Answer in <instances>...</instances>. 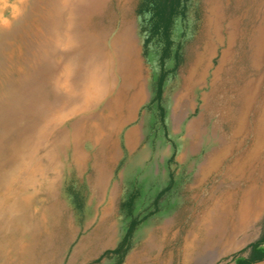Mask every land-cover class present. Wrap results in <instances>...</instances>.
<instances>
[{"label": "rangeland", "instance_id": "1", "mask_svg": "<svg viewBox=\"0 0 264 264\" xmlns=\"http://www.w3.org/2000/svg\"><path fill=\"white\" fill-rule=\"evenodd\" d=\"M21 1L0 0V263L116 264L105 251L133 218L119 264L246 255L264 230V0H187L174 32L181 61L159 101L138 0ZM204 164L213 170L202 177ZM214 201L204 233L193 214Z\"/></svg>", "mask_w": 264, "mask_h": 264}, {"label": "trees", "instance_id": "2", "mask_svg": "<svg viewBox=\"0 0 264 264\" xmlns=\"http://www.w3.org/2000/svg\"><path fill=\"white\" fill-rule=\"evenodd\" d=\"M187 7V0H138L137 3L136 11L142 15V30L146 32L144 47L147 49L148 45L152 44L159 54L160 73L156 80L157 88L155 96L158 101L161 99L164 82L168 73L174 70L181 61V52L179 50V45L175 42L174 32L178 21L185 18ZM170 58L174 59V65L171 68H166L165 63ZM158 107L160 113L163 114V107L160 104H158ZM172 181L173 180H171V182ZM169 188L170 184L159 191L154 200L156 206L159 197ZM138 193L139 192L131 194L126 201L129 213H132V206L136 200L135 194ZM138 222L139 220L137 218H133L119 245L113 250L105 251V253L113 252L118 255L116 264H119L126 253L130 244V238ZM263 243L264 230L257 240L249 244L250 249L247 256L237 258V264H251L255 261L262 260L264 258Z\"/></svg>", "mask_w": 264, "mask_h": 264}, {"label": "bare ground", "instance_id": "3", "mask_svg": "<svg viewBox=\"0 0 264 264\" xmlns=\"http://www.w3.org/2000/svg\"><path fill=\"white\" fill-rule=\"evenodd\" d=\"M22 1H23V0H22ZM22 1H21V3H23ZM18 2H19V1H18ZM31 2H32V1H31ZM12 3H13V2H12ZM27 3H28V2H27ZM4 5H5V4H4ZM6 5H7V4H6ZM10 5H11V4H10ZM19 6H21V5H19ZM30 6H31V5H30ZM9 7H10V6H9ZM4 8H5V7H4ZM26 8H27V7H26ZM127 8H128V7H127ZM29 10H30V8H29ZM12 11H13V10H12ZM118 13H119V12H118ZM4 16H5V15H4ZM18 16H19V15H18ZM27 17H28V16H27ZM1 19H3V18H1ZM16 19H17V16H16ZM125 19H126V18H125ZM119 20H120V19H119ZM0 21H2V20H0ZM19 21H20V20H19ZM11 23H12V22H11ZM119 23H120V22H119ZM17 24H18V23H17ZM45 24H46V23H45ZM112 24H113V23H112ZM21 25H22V24H21ZM126 25H127V24H126ZM13 26H14V25H13ZM13 26H12V27H13ZM21 27H22V26H21ZM27 27H28V26H27ZM30 27H31V26H30ZM118 27H119V26H118ZM23 28H24V27H23ZM28 28H29V27H28ZM31 28H32V27H31ZM44 28H45V27H44ZM115 28H116V27H115ZM16 29H18V28H16ZM111 29H112V28H111ZM113 30H114V29H113ZM15 31H16V30H15ZM16 32L18 33V31H16ZM11 33H12V32H11ZM26 33H27V32H26ZM110 33H111V31H110ZM27 34H28V33H27ZM111 34H112V33H111ZM1 35H3V33H2ZM138 35H139V34H138ZM138 35H137V36H138ZM9 37H10V39H11V36H9ZM16 37H17V36H16ZM40 39H41V38H40ZM5 40H6V39H5ZM5 44H6V43H5ZM107 45H108V44H107ZM107 45H106V46H107ZM31 46H32V45H31ZM109 46H110V45H109ZM1 49H2V48H1ZM140 50H141V49H140ZM42 55H43V54H42ZM21 63H22V62H21ZM134 63H135V62H134V59L129 63V68H130L132 74H133V72H134V70H133V69H134ZM23 64H24V63H23ZM26 65H27V64H26ZM26 68H27V66H26ZM92 72H93V71H92ZM129 76H130V74H129ZM18 77H19V76H18ZM20 77H21V76H20ZM14 78H15V77H14ZM21 78H22V77H21ZM23 78H24V77H23ZM23 78H22V79H23ZM93 79H94V78H93ZM4 80H6V79H4ZM2 81H3V80H2ZM10 81H12V79H11ZM10 81H9V82H10ZM13 81H14V79H13ZM20 81H21V80H20ZM0 82H1V80H0ZM13 83H14V82H13ZM92 83H93V82H92ZM6 85H8V84H6ZM96 85H97V84H96ZM69 87H70V86H69ZM69 87H68V88H69ZM1 88H2V87H1ZM1 88H0V89H1ZM5 89H6V88H5ZM93 90H94V89H92V91H93ZM112 90H113V89H112ZM1 91H2V89H1ZM5 92H6V91H5ZM94 94H95V93H94ZM1 95H2V94H1ZM4 95H5V94H4ZM68 95H69V94H68ZM92 96H94V95H92ZM68 97H69V96H68ZM64 100H65V99H64ZM134 101H135V100H132V102H130L129 107H131V104H133ZM137 115H138V114H137ZM135 123H136V122H135ZM64 126H65V125H64ZM20 130H21V129H20ZM52 130H53V129H52ZM80 131H81V130H80ZM82 131H83V130H82ZM215 132H216V131H215ZM216 133H217V132H216ZM118 134H119V133H118ZM211 134H212V133H211ZM213 136H215V135H213ZM48 138H49V137H48ZM213 138H214V137H213ZM215 138H216V137H215ZM138 140H139V139H138ZM216 140H217V139H216ZM45 141H46V140H45ZM10 142H11V141H10ZM47 148H48V147H47ZM66 148H67V147H66ZM68 149H69V148H68ZM134 150H135V149H134ZM178 150H179V149H178ZM42 151H43V150H42ZM70 151H71V150H70ZM40 152H41V151H40ZM178 152H179V151H178ZM8 153H9V152H8ZM58 153H59V152H58ZM119 153H121V152L119 151ZM9 154H10V153H9ZM11 154H12V153H11ZM40 155H41V154H40ZM19 157H20V156H19ZM56 157H57V156H56ZM154 160H155V159H154ZM184 160H185V159H184ZM163 161H165V160H163ZM20 162H21V160H20ZM22 162L25 163V161H22ZM52 162H53V161H52ZM152 162H154V161L152 160ZM122 163H123V162H122ZM155 163H156V162H155ZM67 164H68V163H67ZM67 164H66V165H67ZM14 165H15V164H14ZM62 165H65V164H62ZM161 165H162V163H161ZM165 165H166V164H165ZM165 165H164V166H165ZM180 165H181V163H180ZM197 165H198V164H197ZM184 166H185V165H184ZM190 166H191V165H190ZM46 167H47V166H46ZM46 167H45V168H46ZM154 167H156V166H154ZM162 167H163V166H162ZM180 167H181V166H180ZM66 168H68V167H66ZM170 168H171V167H170ZM62 169H63V168H62ZM147 169H148V168H147ZM206 169H209V171L213 170L212 167H206V164H204L203 167H202V170H201L202 177H204V176L206 175V173H205V170H206ZM98 170H99V169H98ZM55 171H57V170H55ZM166 171H167V170H166ZM195 171H196V170H195ZM44 172H45V171H44ZM74 172H75V171H74ZM187 172H189V171H187ZM142 173H143V172H142ZM179 173H180V172H179ZM194 173H196V172H194ZM184 174H185V173H184ZM57 175H58V174H57ZM70 175H71V174H70ZM189 175H190V174H189ZM73 176H74V175H73ZM211 176H212V175H211ZM69 177H70V176H69ZM122 177H123V176H122ZM146 177H147V176H146ZM175 177H176V176H175ZM60 178H61V177H60ZM63 178H64V177H63ZM66 178H67V176H66ZM128 178H129V177H128ZM215 178H216V177H215ZM71 179H72V178H71ZM114 179H115V178H114ZM131 179H132V178H131ZM139 179H143V178H140V177H139ZM182 179H183V177H182ZM182 179H181V180H182ZM42 180H43V179H42ZM46 180H47V179H46ZM112 180H113V179H112ZM119 180H120V179H119ZM126 180H128V179L126 178ZM145 180H146V179H145ZM28 181H29V180H28ZM55 181H56V180H55ZM73 181H74V179H73ZM129 181H130V180H129ZM139 181H140V180H139ZM139 181H138V183H140L142 180H141L140 182H139ZM191 181H192V180H191ZM19 182H20V181H19ZM53 182H54V181H53ZM146 182H147V181H146ZM186 182H187V181H186ZM67 183H68V182H67ZM71 183H72V182H71ZM144 183H145V182H144ZM147 183H148V182H147ZM178 183H179V182H178ZM204 183H205V182H204ZM125 184H126V182H125ZM182 184H183V183H182ZM182 184H181V185H182ZM215 184H216V183H215ZM118 185H119V184H118ZM126 185H127V184H126ZM138 185H139V184H138ZM142 185H143V183H142ZM145 185H147V184H145ZM145 185H143V186H144V187H147V186H145ZM173 185H174V183H173ZM173 185H172V186H173ZM175 185H176V184H175ZM41 186H42V185H41ZM61 186H62V185H61ZM143 186H142V187H143ZM204 186H205V185H204ZM22 187H23V185H22ZM127 187H128V186H127ZM127 187H126V188H127ZM137 187H138V186H137ZM156 187H157V186H156ZM174 187H175V186H174ZM174 187H173V188H174ZM197 187H198V186H197ZM48 188H49V187H48ZM66 188H67V187H66ZM77 188H78V187H77ZM82 188H83V186H82ZM140 188H141V187H140ZM177 188H178V186H177ZM210 188H211V187H210ZM52 189H53V188H52ZM64 189H65V187H64ZM116 189H117V188H116ZM147 189H148V188H147ZM156 189H157V188H156ZM160 189H161V188H160ZM183 189H184V188H183ZM216 189H217V188H216ZM218 189H219V188H218ZM218 189H217V190H218ZM66 190H67V189H66ZM82 190H83V189H82ZM141 190H142V188H141ZM149 190H150V189H149ZM172 190H173V189H172ZM172 190H170V191L172 192ZM178 190H179V189H178ZM196 190H197V189H196ZM203 190H204V189H203ZM46 191H47V190H46ZM72 191H75V190H72ZM78 191H79V190H78ZM127 191H128V190H127ZM170 191L168 190V193H169ZM176 191H177V190H175V192H176ZM179 191H180V190H179ZM193 191H194V190H193ZM206 191H208V190H206ZM206 191H205V192H206ZM106 192H107V190H106ZM147 192H148V191H147ZM184 192H185V191H184ZM203 192H204V191H203ZM214 192H215V191H214ZM61 193H62V192H61ZM75 193H76V192H75ZM77 193H78V192H77ZM145 193H146V192H145ZM178 193H179V192H178ZM181 193H182V191H181ZM197 193H198V192H197ZM10 194H11V193H10ZM19 194H20V193H19ZM68 194H69V193H68ZM165 194H166V193H165ZM184 194H185V193H184ZM204 194H205V193H204ZM40 195H41V194H40ZM73 195H75V194L73 193ZM146 195H147V194H146ZM166 195H167V194H166ZM166 195H165V196H166ZM170 195H171V193H170ZM173 195H175V193H174ZM123 196H124V194L122 195V197H123ZM175 196H176V195H175ZM203 196H204V195H203ZM47 197H49V196H47ZM171 197H172V196H171ZM173 197H174V196H173ZM195 197H196V195H195ZM76 198H78V197H74V200H73L74 202L76 201ZM84 198H85V197H84ZM167 198H168V196H167ZM174 198H175V197H174ZM203 198H204V197H203ZM45 199H46V198H45ZM54 199H55V198H54ZM71 199H72V198H71ZM79 199H80V198H79ZM79 199H77V200L79 201ZM165 199H166V198H165ZM169 199H170V198H169ZM169 199H168V200H169ZM182 199H183V200H186V199H184V198H182ZM188 199H189V198H188ZM84 200H85V199H84ZM6 201H7V200H6ZM45 201H46V200H45ZM80 201H83V200L81 199ZM165 201H166V200H165ZM176 201H177V200H176ZM200 201H201V200H200ZM210 201H211V199H210ZM4 202H5V201H4ZM53 202H54V201H53ZM122 202H123V201H121V204H122ZM148 202H150V201H148ZM161 202H162V201H161ZM208 202H209V201H208ZM9 203H10V202H9ZM9 203H8V204H9ZM27 203H28V202H27ZM75 203H76V202H75ZM77 203H78V202H77ZM173 203H174V202H173ZM176 203H177V202H176ZM191 203H192V202H191ZM193 203H194V202H193ZM32 204H33V203H32ZM32 204H31V205H32ZM44 204H45V203H44ZM44 204H43V205H44ZM52 204H53V203H52ZM52 204H51V205H52ZM83 204H84V203H83ZM114 204H115V203H114ZM134 204H136V203H134ZM170 204H172V203H170ZM71 205H72V204H71ZM137 205H138V204H137ZM190 205H191V204H190ZM193 205H194V204H193ZM4 206H5V205H4ZM45 206H46V205H45ZM45 206H44V207H45ZM72 206H73V205H72ZM79 206H80V205H79ZM120 206H121V205H120ZM120 206H119V207H120ZM133 206H134V205H133ZM174 206H175V205H174ZM178 206H179V205H178ZM170 207H173V205L170 206ZM218 207H219V203H217L216 201H214L213 204H212V206H210L209 208H207V209H201V210L198 209L199 212H196V211H195L194 214H193V215H194V221L192 222V225L195 226V227H197L198 230L203 229V232L205 233L206 229H209V227H208V226H209V223H210L211 219L214 218V216H215L214 213L216 212V210L218 209ZM45 208H46V207H45ZM74 208H75V207H74ZM77 208H79V207H77ZM80 208H81V207H80ZM80 208H79V209H80ZM149 208H150V207H149ZM162 208H163V207H162ZM49 209H50V207H49ZM97 209H98V208H97ZM132 209H133V208H132ZM166 209H167V208H166ZM166 209H165V210H166ZM172 209H173V208H172ZM174 209H175V208H174ZM47 210H48V208H47ZM50 210H51V209H50ZM82 210H83V209H82ZM82 210H81V212H82ZM183 210H184V209H183ZM198 210H197V211H198ZM1 211H2V210H1ZM136 211H137V210H136ZM172 211H173V210H172ZM175 211H176V210H175ZM6 212H8V211H6ZM45 212H46V210H45ZM47 212H48V211H47ZM131 212H132V211H131ZM157 212H158V211H157ZM162 212H163V211H162ZM2 213H3V212H2ZM23 213H24V212H23ZM28 213H29V212H28ZM53 213H54V212H53ZM53 213H52V214H53ZM118 213H119V212H118ZM142 213H143V212H142ZM142 213H141V214H142ZM9 214H10V212H9ZM43 214H44V213H43ZM131 214H132V213H131ZM179 214L182 215V212L179 213ZM184 214H185V213H184ZM6 215H8V213H7ZM19 215H20V214H19ZM37 215H38V214H37ZM46 215H49V214H45V216H46ZM97 215H98V214H97ZM142 215H143V214H142ZM21 216H22V215H21ZM21 216H20V217H21ZM76 216H77V215H76ZM152 216H154V215H152ZM155 216H157V215L155 214ZM163 216H164V215H163ZM184 216H185V215H184ZM1 217H2V216H1ZM20 217H19V219H20ZM28 217H29V216H28ZM32 217H33V216H32ZM39 217H40V216H39ZM46 217H47V216H46ZM84 217H85V215H84ZM96 217H97V216H96ZM126 217H127V216H126ZM139 217H140V216H139ZM161 217H162V216H161ZM190 217H191V216H190ZM190 217H188V219H189ZM35 218H37V217H35ZM47 218H48V217H47ZM55 218H56V217H55ZM79 218H80V216H79ZM129 218H130V217H129ZM148 218H149V217H148ZM153 218H154V217H153ZM10 219H11V217H10ZM21 219L23 220V216L21 217ZM24 219H26V218L24 217ZM37 219H38V218H37ZM75 219H76V218H75ZM180 219H181V218H180ZM188 219H187V220H188ZM34 220H35V219H34ZM38 220H42V219H38ZM145 220H146V219H145ZM166 220H167V219H166ZM172 220H173V219H172ZM11 221H12V220H11ZM13 221H14V220H13ZM16 221H18V220H16ZM19 221H20V220H19ZM24 221H25V220H24ZM35 221H36V220H35ZM95 221H96V220H95ZM122 221H123V220H122ZM128 221H129V220H128ZM154 221H155V220H154ZM161 221H162V220H161ZM164 221H165V219H164ZM49 222H50V221H49ZM49 222H48V223H49ZM53 222H54V221H53ZM123 222H124V221H123ZM145 222H146V221H145ZM145 222H144V223H145ZM186 222H187V221H186ZM7 223H8V222H7ZM10 223L13 224L12 222H10ZM10 223H9V224H10ZM16 223H17V222H16ZM26 223H27V221H26ZM30 223H33V222H30ZM69 223H70V222H69ZM69 223H68V224H69ZM73 223H74V222H73ZM93 223H94V222H93ZM144 223H143V224H144ZM162 223H163V221H162ZM75 224H76V223H75ZM123 224H124V223H123ZM123 224H122V225H123ZM146 224H147V223H146ZM153 224H155V223H153ZM186 224H187V223H186ZM22 225H23V224H22ZM168 225H169V224H168ZM176 225H177V224H176ZM178 225H179V224H178ZM1 226H2V225H1ZM5 226H7V225L5 224L4 227H5ZM8 226H9V225H8ZM69 226H70V225H69ZM83 226H84V225H83ZM83 226H82V227H83ZM150 226H152V225H150ZM153 226H154V225H153ZM10 227H11V226H10ZM113 227H114V226H113ZM123 227H124V226H123ZM141 227H142V226H141ZM147 227H148V226H147ZM0 228L3 229L2 227H0ZM50 228H51V224H50ZM144 228H145V227H144ZM151 228H152V227H151ZM19 229H20V228H19ZM31 229H33V228L31 227ZM31 229H30V230H31ZM35 229H36V228H35ZM41 229H42V228H41ZM45 229H46V227H45ZM88 229H89V228H88ZM7 230H8V229H7ZM37 230H38V229H37ZM124 230H125V229H124ZM124 230H123V232H124ZM135 230H136V229H135ZM145 230H146V229H145ZM145 230H144V231H145ZM209 230H210V229H209ZM209 230H208V231H209ZM21 231H22V230H21ZM120 231H121V230H120ZM4 232H5V230H4ZM7 232H8V231H7ZM7 232H6V233H7ZM14 232H15V231H14ZM29 232H30V231H29ZM31 232H32V231H31ZM35 232H36V231H35ZM46 232H47V230H46ZM51 232H52V231H51ZM8 233H9V232H8ZM38 233H39V232H38ZM82 233H83V232H82ZM82 233H80V234H82ZM183 233H184V232H183ZM18 234H19V233H18ZM20 234H21V233H20ZM139 235H140V232H139ZM22 236H23L25 239H26V237H27L26 235H22ZM34 236H35V235H34ZM38 236H39V235H38ZM38 236H37V237H38ZM76 236H77V235H76ZM143 236H144V235H143ZM181 236H183V234H182ZM191 236L194 238L195 235L192 234V233L189 231V232L187 233V237L190 238ZM6 237H7V235H6ZM136 237H137V236H136ZM136 237H135V238H136ZM13 238H15V237H13ZM49 238H50V237H49ZM49 238H47V239H49ZM138 238H139V237H138ZM22 239H23V238H22ZM22 239H21V240H22ZM44 239H45V238H44ZM165 239H166V237H165ZM5 240H6V239H5ZM31 240H32V239H31ZM137 240H138V239H137ZM174 240H175V239H174ZM0 241H2V240H0ZM34 241H35V240H34ZM134 241H135V240H134ZM175 241H176V240H175ZM17 242H18V241H17ZM19 242H20V241H19ZM25 242H26V241H25ZM35 242H36V241H35ZM35 242H34V243H35ZM38 242H39V239H38ZM132 242H133V241H132ZM170 242H171V240H170ZM179 242H181V240H179ZM23 243H24V242H23ZM23 243H20V245H19V251L21 250V252H23V253L28 252V251L30 250L29 247H30L31 244L28 245V244H23ZM51 243H52V242H51ZM116 243H117V241H116ZM32 244H33V243H32ZM38 244H39V243H38ZM43 244H44V243H43ZM45 245H48V244H45ZM116 245H117V244H116ZM51 246H52V245H51ZM132 246H134V244H133ZM179 246H180V245H179ZM49 247H50V246H49ZM31 248H33V247H31ZM46 248H47V246H46ZM51 248H52V247H51ZM174 248H175V247H174ZM33 249H34V248H33ZM70 250H71V249H70ZM105 250H106V249H105ZM2 251H3V250H2ZM66 251H67V250H66ZM7 252H8V251H6V253H7ZM39 252H41V251L39 250ZM173 252H174V251H173ZM16 253H17V252H16ZM16 253H15V254H16ZM19 253H20V252H19ZM32 253H33V252H32ZM63 253H64V252H63ZM67 253H68V252H67ZM67 253H66V254H67ZM106 253H107V252H106ZM0 254H1V253H0ZM43 254H44V253H43ZM3 255H4V254H3ZM3 255H2V256H3ZM67 255H68V254H67ZM106 255H107V254H106ZM32 256H33V255H32ZM41 256H42V254H41ZM108 256H109V255H108ZM0 257H1V256H0ZM14 257H15V256H14ZM37 257H38V256H37ZM4 258H5V256H4ZM33 258H34V257H33ZM41 258H42V257H41ZM49 258H50V257H49ZM112 258L114 259V257H112ZM117 258H118V257H117ZM42 259H43V258H42ZM52 259H53V258H52ZM64 259H66V258H64ZM113 259H112V260H113ZM12 260H13V259H12ZM33 260H34V259H33ZM39 260H40V258H39ZM39 260H37V261H39ZM112 260H111V261H112ZM6 261H7V259H6ZM18 261H19V260H18ZM21 261H22V260H21ZM34 261H35V260H34ZM45 261H46V259H45ZM51 261H52V260H51ZM49 262H50V261H49ZM1 263H2V262H1ZM1 263H0V264H1ZM42 263H43V262H42ZM110 263H111V262H110ZM3 264H4V263H3ZM9 264H10V263H9ZM11 264H12V263H11ZM35 264H36V263H35ZM38 264H39V263H38Z\"/></svg>", "mask_w": 264, "mask_h": 264}, {"label": "crops", "instance_id": "4", "mask_svg": "<svg viewBox=\"0 0 264 264\" xmlns=\"http://www.w3.org/2000/svg\"><path fill=\"white\" fill-rule=\"evenodd\" d=\"M244 223V225L245 224H247V222L245 221V222H243ZM246 226V225H245ZM262 247L264 248V243L262 244ZM248 254V253H247ZM247 254L246 255H243V257H246L247 256ZM241 257V256H240ZM239 258V257H238ZM264 262V258L262 259V260H259V261H255V262H253V263H251V264H261V263H263ZM233 264H237V259L234 261V263Z\"/></svg>", "mask_w": 264, "mask_h": 264}]
</instances>
